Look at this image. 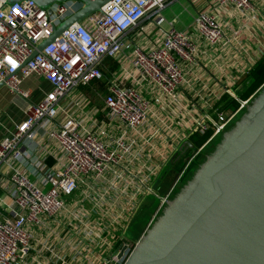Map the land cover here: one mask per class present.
Here are the masks:
<instances>
[{"label": "built area", "instance_id": "built-area-1", "mask_svg": "<svg viewBox=\"0 0 264 264\" xmlns=\"http://www.w3.org/2000/svg\"><path fill=\"white\" fill-rule=\"evenodd\" d=\"M167 1L109 0L101 12L70 26L29 60L55 28L76 12L77 2L43 8L33 0L12 5L0 0V83L25 99L29 92L23 91L22 84L33 75L51 86L44 99L26 108V120L0 141V185L11 201L8 216L0 213V264H126L191 163L250 106L257 93L240 100L234 111L216 110L215 117L211 108L197 116L187 111L179 93L187 83L182 63L194 65L200 54L198 42L188 32L171 29L160 37L158 46L134 45L129 32L146 20H155L159 27ZM217 1L221 7L234 6L243 13L253 9V0ZM195 25L207 45L224 39L222 24L207 13L197 15ZM107 58L119 61L125 76L110 79L104 97L110 123L125 131L120 137L114 128H87L75 113L83 102L71 96L74 90L104 78L102 66ZM126 64L134 72L124 68ZM127 78L130 85L125 83ZM147 84L160 108L181 122L186 135H211L189 158L171 189L157 195L160 206L146 230L130 242L125 234L138 211V194H155L149 176L137 177L144 168L149 175L159 170L142 163V151L134 149L130 136L141 135L139 129L157 116L140 91ZM52 157L55 163L49 166ZM72 196V203H66L64 197ZM124 198L125 207L117 209ZM116 225L121 229L117 240L110 230ZM110 234L113 239L108 238Z\"/></svg>", "mask_w": 264, "mask_h": 264}, {"label": "crops", "instance_id": "crops-1", "mask_svg": "<svg viewBox=\"0 0 264 264\" xmlns=\"http://www.w3.org/2000/svg\"><path fill=\"white\" fill-rule=\"evenodd\" d=\"M80 8L81 4L77 3L75 11ZM160 13L163 21L159 27L155 20H146L138 29L129 32L128 36L134 45L140 48L158 46L162 41L160 37L171 29L188 32L198 42L200 54L196 63L194 65L182 63L187 83L179 90V93L182 103L188 107L187 111L197 116L211 108L210 112L215 117L216 110L224 111L218 104L228 95L239 102L241 97L235 90L245 88L242 95L247 92L250 86L248 77L254 66L264 58V0H253V9L247 13L237 10L234 6L221 7L217 0H168ZM203 13L216 18L224 28V39L214 46L207 45L197 32L195 17ZM125 66L124 68L133 71L131 64ZM102 73L103 79L73 91L71 96L83 102L82 109L75 110V113L85 122L87 128L93 131H98L100 127L114 128L113 133L120 137L125 131L117 123H110L104 111V97L110 79L115 76L125 77L123 68L119 61L107 58L102 66ZM125 81L128 85L131 84V78ZM148 86L147 84L140 91L150 100L153 112L157 113V116L152 115L148 123L139 129L141 135L129 134L135 140L134 149L142 151V163L152 169L154 167L159 169L157 175H149V169L144 168L139 175L137 174V180L149 176V185H153V190L158 195V190L162 186L163 168L172 164L173 172H175L182 160H185L190 153L191 147L188 143L193 147L196 144L192 139L193 136L186 135L188 132L181 122L175 121L171 112L160 108L154 93ZM22 89L29 92L28 99L10 93L5 86L0 88V141L10 136L17 124L26 120V108L44 99L45 95L51 91V86L44 78L33 75L23 82ZM190 157L186 158L187 162ZM47 163L53 166L55 159L52 157ZM172 176L170 174L169 181ZM159 180L161 182L155 190V184ZM134 190L136 189L131 191L134 192ZM72 199H75V196L65 197L68 204L72 203ZM144 199L143 194H138L135 203L136 207L138 206L137 212L143 206ZM126 200L127 198H124L117 205V209L121 206L125 207ZM10 202L8 192L0 185L1 215L8 216L7 206ZM86 205L88 208L92 207V205ZM110 230L112 233L114 230L113 234L116 235L117 240V236L121 235L120 226L116 225ZM145 230L146 228L139 232ZM108 238L113 239V236L110 234ZM113 250L114 248L108 252L109 255Z\"/></svg>", "mask_w": 264, "mask_h": 264}, {"label": "water", "instance_id": "water-1", "mask_svg": "<svg viewBox=\"0 0 264 264\" xmlns=\"http://www.w3.org/2000/svg\"><path fill=\"white\" fill-rule=\"evenodd\" d=\"M33 1L43 8L75 1L81 8L55 28L29 60L70 26L101 12L109 0ZM4 86L1 82L0 88ZM247 109L168 202L126 264H264V86Z\"/></svg>", "mask_w": 264, "mask_h": 264}, {"label": "rangeland", "instance_id": "rangeland-1", "mask_svg": "<svg viewBox=\"0 0 264 264\" xmlns=\"http://www.w3.org/2000/svg\"><path fill=\"white\" fill-rule=\"evenodd\" d=\"M245 88L235 90L237 94L241 97L242 94L244 93ZM242 100L241 98L239 101ZM248 109L245 108L244 110H241L235 117V119L229 124L228 130L221 135L217 136V138L210 144L206 146V148L203 150V153L199 156L197 160H195V163L191 167V169L185 174V176L181 179V181L178 183L177 187L175 188V191L172 195V198H175L181 191L182 189L187 185L188 182L192 180L196 172L199 170V167L201 164L205 161L206 157L210 154H212L216 149L217 145L222 141L224 135L234 129L235 124L239 122L246 114H247ZM201 138L200 135L194 139V142L198 141V139ZM197 149H199L198 146L195 145V147L191 148L190 153L187 157L192 156ZM186 157V158H187ZM185 158V160H186ZM188 159V158H187ZM183 159L181 164H179L178 169L173 172V167L172 164L166 165L165 168H163V171L161 173V180H162V186L158 190V196H163L165 195L171 187L174 185V182L176 180V177L178 176V173L180 174L181 171L185 168V165L187 163V160L185 162ZM184 165V166H183ZM183 167V168H182ZM174 173V174H173ZM173 175L171 180L169 181V176ZM176 174V175H175ZM48 190L50 189V186L47 187ZM157 194H150L145 196V199L143 200V206L139 210V212L136 213V215L132 218L131 222L132 225L128 229L127 233L125 234V238L127 241L133 242L136 241L138 232L141 230H144L149 224V220L152 216V214L155 213L156 209L160 206V200ZM65 199V197H64ZM165 209V208H164ZM164 210L159 214L157 219L162 216Z\"/></svg>", "mask_w": 264, "mask_h": 264}, {"label": "trees", "instance_id": "trees-1", "mask_svg": "<svg viewBox=\"0 0 264 264\" xmlns=\"http://www.w3.org/2000/svg\"><path fill=\"white\" fill-rule=\"evenodd\" d=\"M248 80H250V86L247 89V92L241 96L242 100H247L248 98L252 97V95H254L257 92V90H259L264 86V58L261 59L256 64V66H254V68L250 73V76L248 77ZM218 105L220 106L221 110L234 111L239 107L240 103L235 98L233 99L228 95V97L224 98L222 102H220ZM210 135L211 134L209 133L206 136H201V138H199L198 141L195 142L196 146L200 147L204 145L207 142ZM196 137L198 136H193L192 139H195ZM194 163L195 161L191 163L190 166L192 167ZM191 167L188 169V171L191 169Z\"/></svg>", "mask_w": 264, "mask_h": 264}]
</instances>
